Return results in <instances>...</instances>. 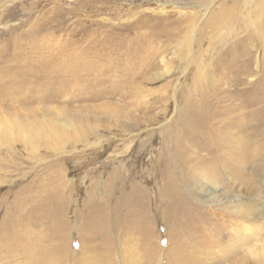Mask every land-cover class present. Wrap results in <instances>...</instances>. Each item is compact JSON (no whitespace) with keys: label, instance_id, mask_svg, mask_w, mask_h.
Wrapping results in <instances>:
<instances>
[{"label":"rangeland","instance_id":"1","mask_svg":"<svg viewBox=\"0 0 264 264\" xmlns=\"http://www.w3.org/2000/svg\"><path fill=\"white\" fill-rule=\"evenodd\" d=\"M101 1L111 9L94 15L90 8L101 7L98 0H0V264H36L34 252H47V246L50 255L68 249L69 258L58 264H264V39L252 35L243 58L253 60L246 64L251 89L245 97L261 83L259 122L244 118L241 105L225 129L213 123L216 143L238 156L231 169L226 155L208 167L255 204L259 219L240 230L244 220L235 219L236 204L215 208L204 187L186 183L178 193L187 202L170 194L164 160L181 140L186 105L222 76L219 68L227 65L234 85L243 48H235L233 35L241 34L244 7L256 17L258 0H236L239 12L228 20L233 33L220 21L235 0ZM152 11L194 15L192 44L147 42L137 54L131 43H120L117 30ZM144 60L151 67L145 75ZM240 138L246 139L242 154ZM196 151L209 154L205 143ZM196 169H189L190 178ZM51 182L54 190H68L62 199L71 203L60 210L67 209L70 224L64 232L56 221L47 235L42 221L14 218L8 206L18 203L19 191L38 189L45 196ZM200 200L201 212L194 207ZM90 202L105 205L108 214L96 221ZM29 238L38 244L31 246Z\"/></svg>","mask_w":264,"mask_h":264},{"label":"bare ground","instance_id":"2","mask_svg":"<svg viewBox=\"0 0 264 264\" xmlns=\"http://www.w3.org/2000/svg\"><path fill=\"white\" fill-rule=\"evenodd\" d=\"M99 1L102 3V6L90 8L92 9L90 13L97 15L102 11H107L111 9L108 2L98 0V2ZM257 2L259 4L258 6L259 11L256 17L252 18L250 13H247L248 8L244 7L243 11L245 15H244V18L242 19V23L238 21V24L241 25L240 27L241 34L238 35V39L236 38L235 35H233V39L235 42L234 43L235 48H243L242 54L239 56V60L237 61V64L235 63L238 73L236 71L234 72V74H236L234 85L230 86L232 82H230V78L227 75L228 74V71L226 70L227 65L223 64L224 66L219 68V70H221V75L223 77L222 76L214 77L212 82L210 83L209 88L202 95V97L200 99L197 98L194 102L186 105V108H188L189 114L185 116L186 121H184L181 124V131H179L181 140L174 143L172 147H169L171 149L168 152L165 151L166 154L164 156L165 157L164 160L167 163V171L169 174V178L167 181L168 183L166 182L167 186L166 185L165 186L168 188L167 190H169L168 192L170 194H173L174 196H176L179 190L182 187H184L186 183H189L187 184V185H190L189 189L196 188L199 191L200 189L204 187L205 188L204 193H207L208 191L211 192L209 200H211V202L215 201V203H217L214 205L215 208H219V210H222L221 204H225V203L236 204L237 209L233 210L234 217L237 220L238 219L244 220L239 225L240 230L241 229L244 230V227H248L249 221L251 220L257 221L259 219L260 211L259 210L256 211L254 209L255 204L246 203V200L242 196H239L233 193L231 187H229L226 182L227 177H224L221 173L219 175L221 178H219L218 176H216L217 174H215L211 170V168H208L210 164L212 163V161L219 158L218 156L226 155V158H225L226 165L229 169H231L234 163V161L231 158H236V156H238V154L233 153L228 147L224 146L223 144L219 146V144L216 143L218 140V134H213L211 130V125H213V123L219 124L221 126L220 128L217 129V131L219 130V132L221 131V129H225V127L233 119L230 113L240 108L241 105H243L246 108V112L243 115L244 118L246 116L251 117L253 115L254 120L256 122L257 121L259 122L260 110H261L259 108L261 104V93H260L261 83L259 82L260 84H258L255 82V84H253V88L251 91L254 92V95L252 98L245 97L244 93L248 91L249 89H251L248 87L247 81L245 79V76H247L245 75V71L247 69L246 66H248L246 64L250 63L252 65L253 60L251 59L250 56L247 57L248 59L247 58L245 60L243 59L245 58L244 53L246 51V46H247L246 41L252 40L253 37L258 39V41L260 39H264V1L258 0ZM238 6H240V3H238L235 0L232 7L230 6L229 8H226L225 11H223L225 13L224 15L225 17L221 18V21H220V23H222L225 28H228L231 33H233L234 31L231 30L232 26L229 25L228 20L232 18L236 19V16L239 12ZM144 16L145 17L140 22L137 20L128 22L123 27L119 28L116 32L117 38L120 40V43H126V44L131 43V48L136 49L137 54L146 50L145 48H146L147 42H154V43L160 42L162 45H166L168 47H170L171 45H173V47H178L179 45H182L184 43L189 44V45L192 44V41L190 38V32L194 26L193 25L194 18H195L194 15L181 14V13L160 14V13H155V11L154 12L152 11L150 13H145ZM131 17L133 18V15H131ZM118 21H121V18H118ZM135 28L137 32L134 35L133 31ZM247 31L248 32L251 31V32L247 34ZM155 32H157L158 35L154 36ZM225 38L226 40H228L229 34H226ZM122 46L123 44H120V45H117L116 48H120ZM229 55H230V52L226 54L227 57H230ZM148 68H151L150 64L148 63L147 60H144L142 63V69H141L142 74L145 75L146 73L144 72ZM227 84L230 86V87L228 86L229 87L227 88L228 90L219 91L220 89L222 90L221 88L222 86H226ZM235 102L238 103V105H235L234 107H232V105H234ZM255 128H259V124H256ZM254 137H259L258 130L255 131ZM231 138L232 137H229L227 138V140ZM240 140H241V148H240L239 153L242 154L244 153L243 143L246 139L240 138ZM202 143H205V145H207V151L209 152V154L207 156H205L206 155L205 154L204 155L205 157H202V156L198 157L199 153L197 154L196 148L198 145L199 146L202 145ZM197 166H198V169L194 168ZM203 166H207L208 169L204 168ZM238 167H240V169H243L244 163L243 162L240 163ZM191 168H192L191 172L193 171V169H196L194 172V176L192 178H190L188 175V171ZM224 171L225 170H222L221 172H224ZM240 173H242V170ZM244 177L245 176L242 175V178ZM54 184L55 183H52V182L47 184V187L45 189V193H46L45 196H40L38 193L39 192L38 189H34L33 191L23 190V191H19L18 193H16L20 197L18 203L15 202L16 200L15 199L12 201L11 205L8 206L9 209L13 211V214H12L13 217L16 218V217L26 216V217L31 218V220L37 219V220L42 221V224L46 225L47 227L46 228L47 235L48 233L51 234L50 233L52 230L51 225H53V223L57 221L62 224L61 229L64 232H66L67 229H69L68 226L70 224L69 219H68V214H67V218H64L65 212L67 209L66 210H60V209L65 208V206L63 207L64 203H67V206H68L69 203L71 202L70 200L62 199L67 196L68 190L63 189L59 186H57L58 188L57 190H54V186H55ZM243 186L244 184L241 187ZM177 196H180L181 198V193H178ZM232 197H233V200L231 201L230 199ZM183 200H185V198H183L182 201ZM209 200L206 202H209ZM173 203L175 202L173 201ZM198 203L200 204L199 205L194 204V207H196L198 211L201 212L204 208L202 209H199V208L202 207L201 205L203 204V201L200 200ZM89 206L92 207L91 208L92 210L95 209L93 212L96 211L94 214L96 217V221H99L101 219V214L103 216L104 215L106 216L108 214L107 209L104 207L105 205L99 204L97 202H90ZM116 211H118V209ZM86 215L87 214H85L84 217H86ZM84 217H82L83 220H85ZM28 233L32 234L34 233V231L30 229ZM29 234L26 233L23 235L28 236ZM37 235L38 234L36 232L35 236ZM47 235H46V238H47ZM49 240H50V237L48 236L47 244L49 243ZM28 242L31 246H34V243L38 244L37 241L31 238L28 239ZM63 242L64 243L68 242L67 236L64 238ZM46 245L44 247H46ZM67 250L68 249H66L65 247V249H62L63 252L59 254L54 253L50 255L48 253L50 250L48 249V246H47V252H34V254L37 256L36 264H58L61 260L62 262L66 261L69 258L68 257L69 253Z\"/></svg>","mask_w":264,"mask_h":264}]
</instances>
